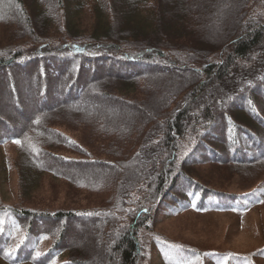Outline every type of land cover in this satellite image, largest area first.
Masks as SVG:
<instances>
[{
    "label": "trees",
    "instance_id": "1",
    "mask_svg": "<svg viewBox=\"0 0 264 264\" xmlns=\"http://www.w3.org/2000/svg\"><path fill=\"white\" fill-rule=\"evenodd\" d=\"M93 1L0 0V143L17 145L24 202L0 201V260L264 258V244L199 247L156 228L163 216H245L264 202V0H99L109 11L95 9L88 35L72 32ZM236 176L240 190L228 188ZM60 186L66 204L39 201Z\"/></svg>",
    "mask_w": 264,
    "mask_h": 264
},
{
    "label": "rangeland",
    "instance_id": "2",
    "mask_svg": "<svg viewBox=\"0 0 264 264\" xmlns=\"http://www.w3.org/2000/svg\"><path fill=\"white\" fill-rule=\"evenodd\" d=\"M103 7V11H109L108 8L104 9L105 4L99 0H95L91 3L90 9L86 10L81 15L79 23L74 24V28L70 30L79 34H87L90 32L92 23L94 22V16L101 11L95 10ZM212 18L217 16L216 13L211 14ZM230 16V10L225 11V19ZM217 26H222L221 18L218 16L213 20ZM63 25V24H62ZM2 28V26H0ZM66 28L56 29V34L60 37H64L66 34ZM88 35V34H87ZM22 38V37H19ZM22 40V39H20ZM21 84V87H24ZM165 86L160 85L154 88L157 97H161ZM24 89H26L24 87ZM93 104L101 105L102 108L109 110L114 109L115 114L126 113L122 108L116 109L113 103H108L102 99L90 100ZM109 107V108H108ZM121 109V110H120ZM149 113V112H147ZM69 133L81 137V133L75 129L66 128ZM90 139V136L84 135L85 142ZM107 145V144H105ZM104 145V146H105ZM17 145L13 143H0V201L8 202L13 205L23 206L20 190L18 189V175L14 165V157L16 155ZM109 148L106 152H109ZM71 153V152H68ZM76 154V153H72ZM82 177L92 179L91 174H83ZM100 179V176L97 177ZM47 185L49 184L48 181ZM245 186L244 182H241L239 177L236 176L231 182L229 187L232 190H240ZM248 186V185H246ZM52 190V189H51ZM41 198V194L38 195V199ZM67 200H65V199ZM42 204H49L54 206H62L68 201L67 193L64 186H60L57 190L56 197L48 196L46 193L43 196V200H39ZM33 205V204H31ZM201 211V210H199ZM192 212L181 214L178 216H163L164 219H159L156 228L165 233L169 238L183 237L186 240H191L193 245L199 247H210L219 249H236V250H254L257 247L264 244V202L260 204V207L255 211L246 212V215H239L233 211H219L216 209L205 210L201 212ZM12 220V219H11ZM7 221H10L7 219ZM18 239H21L18 236ZM189 241V240H188ZM40 252V250L38 251ZM155 255V254H154ZM156 256V255H155ZM155 256H152V260L148 259L145 264H158L155 260ZM0 264H9L3 260H0ZM26 264V263H18ZM249 264H264V258L259 257L256 253L253 254V259Z\"/></svg>",
    "mask_w": 264,
    "mask_h": 264
},
{
    "label": "snow or ice",
    "instance_id": "3",
    "mask_svg": "<svg viewBox=\"0 0 264 264\" xmlns=\"http://www.w3.org/2000/svg\"><path fill=\"white\" fill-rule=\"evenodd\" d=\"M16 143H21L20 141H16ZM37 255H39V253H37Z\"/></svg>",
    "mask_w": 264,
    "mask_h": 264
}]
</instances>
